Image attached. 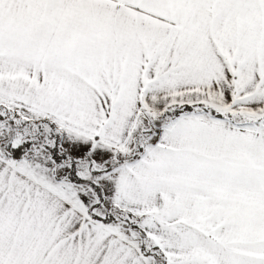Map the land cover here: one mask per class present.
Here are the masks:
<instances>
[{"label": "snow or ice", "instance_id": "snow-or-ice-1", "mask_svg": "<svg viewBox=\"0 0 264 264\" xmlns=\"http://www.w3.org/2000/svg\"><path fill=\"white\" fill-rule=\"evenodd\" d=\"M0 264H264V0H0Z\"/></svg>", "mask_w": 264, "mask_h": 264}]
</instances>
